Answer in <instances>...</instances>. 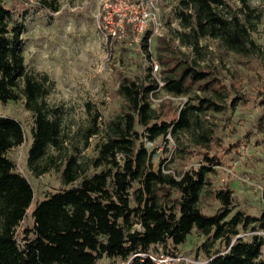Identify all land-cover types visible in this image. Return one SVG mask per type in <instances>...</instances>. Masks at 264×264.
Masks as SVG:
<instances>
[{
  "label": "trees",
  "instance_id": "trees-1",
  "mask_svg": "<svg viewBox=\"0 0 264 264\" xmlns=\"http://www.w3.org/2000/svg\"><path fill=\"white\" fill-rule=\"evenodd\" d=\"M35 1L52 11L58 9L56 0ZM238 2L239 7L233 9L225 0H179L176 18L181 29L175 31L176 39L195 54H200V40L206 37L236 54L256 51L259 46L252 32L260 13L248 0ZM27 12L28 8L21 6L15 17L0 0V102L23 97L24 107L33 115L27 163L35 174L54 168L60 171L64 185L77 183L35 201L29 214L31 225L23 227L19 236L18 227L34 193L28 179L6 156L24 141L22 124L12 116L0 115V264H100L103 257L157 264L150 257L153 252L156 257L163 254L157 245L182 244L193 229L206 240H221L224 245L222 252L195 264H264V236L256 232H264V210L258 216L240 210L229 215L233 197L228 187L213 192L220 202L218 212L207 215L198 207L202 192L210 185L209 175L221 164L220 157L208 151L212 134L201 127L199 115L220 111L223 106L210 96H190L194 88L222 96L218 90L222 86L210 70L185 55L169 60L157 57L160 66H165L161 84L151 74L145 81L123 77L117 93L124 108L105 125L96 144L97 154L91 162L101 169L87 175L85 163L76 155L57 162V156L47 152L49 148L58 151L63 145L61 109L46 101L53 85L48 75L26 68L22 34ZM151 33L145 29L140 40L147 57ZM158 89L188 95L175 117L161 118L152 107L150 95ZM98 117L95 112L85 129L84 147L101 131ZM184 131L194 132L196 143L206 150L197 167L176 177L164 171L162 160L153 161L154 150H149L142 138L154 143ZM173 192L178 198L172 197ZM250 225L254 231L250 237L239 236L240 229ZM207 242L201 245L206 250L211 246ZM164 252L175 255L167 249Z\"/></svg>",
  "mask_w": 264,
  "mask_h": 264
},
{
  "label": "rangeland",
  "instance_id": "rangeland-1",
  "mask_svg": "<svg viewBox=\"0 0 264 264\" xmlns=\"http://www.w3.org/2000/svg\"><path fill=\"white\" fill-rule=\"evenodd\" d=\"M225 1L233 9L240 5L238 0ZM248 1L260 13L252 32L259 48L240 55L208 37L200 40V54L181 45L174 35L181 29L176 18L179 0H56V11L41 7L35 0H4L15 17L21 6L28 8L22 34L24 62L29 71L48 75L53 85L46 101L49 106L61 109L63 145L58 151L49 148L47 152L57 156V162L76 155L85 163L87 175L99 171L101 168H95L91 161L97 154L96 144L103 137L105 125L124 108L117 93L121 79L145 81L151 74L161 82L165 66H160L157 57L169 60L189 56L210 70L222 86L218 89L222 96L198 88L190 93V96L193 93L210 96L223 106L220 111L207 110L199 115L201 127L212 134L208 151L217 154L221 164L209 175L210 185L202 192L198 207L207 215L218 212L220 202L213 192L228 187L233 197L229 215L240 210L258 216L264 210V0ZM140 20L142 28H138ZM145 29L152 32L148 39L150 57L140 45ZM187 100L188 95H173L163 89L150 97L152 107L166 120L175 117ZM95 112L99 114L97 123L101 131L89 138L88 146L84 147L83 135ZM0 115L18 119L24 130V141L6 152L34 193L18 227L20 236L23 227L31 225L29 214L35 201L77 181L64 185L60 171L52 168L37 175L29 167L33 115L24 107L23 97L0 102ZM136 129L140 130L138 126ZM142 140L149 150H154L153 161L162 160L164 171L176 177L197 167L206 150L196 143L195 133L188 131L158 138L154 143ZM172 197L178 198V193L173 192ZM251 226L240 229L239 236L248 239L254 232ZM256 232L264 236L263 231ZM204 241L211 244L207 250L201 246ZM155 248L163 253V258L172 257L164 252L166 249L175 254L174 260H166L167 264H195L204 263L216 251L222 252L224 245L221 240H206L193 229L184 243ZM153 255L156 256L154 252ZM261 257L264 259V245ZM99 263L130 264L129 260L117 257H103Z\"/></svg>",
  "mask_w": 264,
  "mask_h": 264
},
{
  "label": "built area",
  "instance_id": "built-area-1",
  "mask_svg": "<svg viewBox=\"0 0 264 264\" xmlns=\"http://www.w3.org/2000/svg\"><path fill=\"white\" fill-rule=\"evenodd\" d=\"M143 22H142V20H140V22H138V28H142V24ZM154 69H156V66H155V68ZM159 84H161V82H159ZM151 96V95H150ZM240 235V234H239ZM170 256V255H169ZM150 257L157 263V264H161V262L162 263H165V264H167V262H166V260L167 259H170V260H174V256H172V257H168V256H166L165 258H163V254H161L160 255V257H156V256H154V255H150ZM171 262V261H170ZM169 262V263H170ZM172 264V263H171Z\"/></svg>",
  "mask_w": 264,
  "mask_h": 264
}]
</instances>
